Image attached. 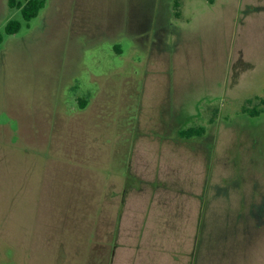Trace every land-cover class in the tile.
I'll return each instance as SVG.
<instances>
[{
  "label": "rangeland",
  "instance_id": "obj_1",
  "mask_svg": "<svg viewBox=\"0 0 264 264\" xmlns=\"http://www.w3.org/2000/svg\"><path fill=\"white\" fill-rule=\"evenodd\" d=\"M41 1L0 0V264H264V0Z\"/></svg>",
  "mask_w": 264,
  "mask_h": 264
},
{
  "label": "trees",
  "instance_id": "obj_2",
  "mask_svg": "<svg viewBox=\"0 0 264 264\" xmlns=\"http://www.w3.org/2000/svg\"><path fill=\"white\" fill-rule=\"evenodd\" d=\"M215 0H209L211 4L214 3ZM10 6L11 8H17L21 11L23 20L26 22H30L33 19L37 18L40 14V12L45 8V2L41 0H28L25 5H22L20 2H16V0H10ZM175 6L178 7V2H175ZM22 28V23L16 20H11L5 27V35L11 36L17 34ZM4 42V35L0 33V44ZM245 112H251L253 116H258L260 114L259 111H249L247 109H244ZM204 129H195L190 128L186 131H184L182 134L185 137H191L195 134H201L204 133Z\"/></svg>",
  "mask_w": 264,
  "mask_h": 264
}]
</instances>
